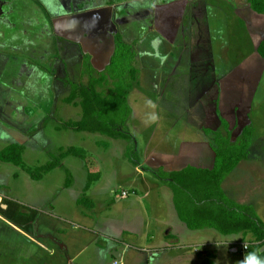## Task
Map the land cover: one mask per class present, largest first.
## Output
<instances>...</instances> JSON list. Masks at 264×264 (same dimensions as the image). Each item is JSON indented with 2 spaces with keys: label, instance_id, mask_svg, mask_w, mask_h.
<instances>
[{
  "label": "rangeland",
  "instance_id": "374dc122",
  "mask_svg": "<svg viewBox=\"0 0 264 264\" xmlns=\"http://www.w3.org/2000/svg\"><path fill=\"white\" fill-rule=\"evenodd\" d=\"M157 1L160 7L169 5L175 29L184 30L186 32L183 43L186 45V43H190L191 40L193 47L189 54H185V59L186 63L193 61L191 64L195 63L196 68H192V70L187 69L186 71L179 69V75H176V73L171 75V68L173 67L172 61L181 57L182 53H178V58L174 57V59L172 55L165 58L163 57L162 61L164 64L161 71L162 77L160 78L162 79L160 83V81L154 79L155 74L153 75V69L155 67H160L161 64H159V62L154 64L156 60H154L152 55L150 56V46L146 53H142L139 58L133 62L134 67L137 68L140 79L139 83L133 86L128 95V102L132 108V113L125 125L120 128L130 135L128 138H109V136L100 133L78 132L73 129L61 130L56 128V126L66 121L79 120L83 115L80 105L74 104L73 102L68 103L65 101V98L70 94L72 84L75 82L78 84L86 83L88 81V76L91 78L90 74L93 75V71L89 69L90 65L88 62H85L86 58H84V61L81 63L75 60L76 53L66 55L70 59L72 70L69 71V73L68 71H61L58 73L57 71L61 77L55 80V84L58 82V84L61 85L62 81H70L72 83L69 85L70 89L67 91L60 88L59 96L61 95V100L59 101V106L56 108V111L49 113V115H46V113L50 102L57 103L58 100H53L52 98L45 100L44 96L40 101L29 100L28 97L33 99L34 94L29 93V86L24 87L22 78H20L19 81H14V83L8 80L9 73L12 74L14 72L16 64H14V62L6 64V73L4 74L3 72L0 76V102L4 96L9 95L8 92L20 94L19 99H17L19 102H16V106L19 109V106H23V101L20 100H23L22 98L25 95L28 99L25 102H29L27 105L33 104L28 110H25L28 112L31 110V112L27 114V117L31 116L28 119L31 121L33 128H35L29 140L25 141L27 144L23 154L24 163L22 165L18 166L11 162L0 160V188L6 195H8L7 192L11 193L8 196L13 199L16 205L30 210V212H38V210L42 209L54 212V216L56 217L54 219L57 221H60L61 218L66 220L69 219L73 222L78 221L84 224L86 229L90 227L88 226L89 218L86 219L83 216V214L86 213L85 210H87V216H97L98 223L102 222L107 214L105 212L108 210L106 203L111 200L109 194H107L109 190L118 188L119 186L129 187L131 182L140 179V175L135 171L136 163L133 162L131 158H140L141 161L143 160L142 153H144L145 150L142 149V146L146 145V139L151 133L155 131L153 135L156 139L164 135L163 132L166 127H171L173 124L172 121H174V118L171 120V116L168 115L177 116L178 120L183 121L179 127L187 122H200L202 125L203 123L200 119L201 115L197 111L201 108L205 109V107L210 105L215 109L217 108L218 112L214 113L217 119L212 115L213 121L211 119H208L209 122L204 120L203 122L205 125L202 126L209 125L215 128L216 124H218L216 129H225L226 124L223 125V122L221 123L223 117L228 123L230 122L229 125H234L233 132H231V141L233 138V143H238L243 135L244 127L247 125L250 126L251 144L248 149V154L250 151V155H247L248 158H245L250 159V170L243 172V167L239 165L245 160L243 159L232 172L236 174L239 183L242 180L240 188L244 189L246 186L250 187V196L260 193L254 199L248 197V200L250 203H254L255 199L261 196L257 199L259 216L257 211L256 214L264 223V58L258 53V45L264 40V13L255 11L248 0H197L189 3L187 6L185 2L175 11L173 10L175 4L172 5L168 3L169 0H167V2H164V0ZM203 1L206 2L207 6L195 14L190 5ZM42 3L44 4L45 2ZM149 5L150 4L144 6L148 8ZM162 16L164 26L170 27V22L168 23L167 20L170 21L171 18L166 19L167 14L164 12ZM14 17L17 19L19 15H15ZM112 17V19L115 20V14H112ZM143 17H145V15H143ZM103 18V16L94 18L96 20L93 24L96 25L94 29L100 28L99 26ZM16 19L9 21H12L13 23L11 22V24L17 27L19 21ZM126 19L127 23L124 24H138L136 21L138 16L136 14L134 20L131 15H128ZM6 20L7 19H5L1 25V33L5 32V34H0L2 37H0V43L19 50L21 48L18 47H22L25 41L15 36L16 32H13L11 28H9L10 23ZM144 22L145 20H143V24ZM7 30L10 31L7 32ZM112 30L114 31L116 29L113 27ZM192 30L195 36L198 35L201 37L199 38L202 47L199 46L197 40L199 38L195 36L190 38V35L193 33ZM70 47L59 50L60 52L68 51ZM71 51H73V49ZM160 52L167 54V49L164 48ZM169 57L172 60H170ZM60 60L65 66L68 64V58L61 57ZM213 68L217 69L216 73L220 78L222 77L223 80L222 84L218 87L217 94L215 91L211 93V95L210 93L207 95L206 92L203 93V89L214 72ZM164 73H168L172 78L171 82L173 80L175 84H172L168 79L169 77ZM96 74L97 73H94V75ZM98 74L101 76H103V74L110 76L108 70ZM184 74L187 77H191L190 74L194 76L197 75L196 78L199 79L201 77L202 81L196 85H190L188 78L184 76ZM41 75H43L41 71L39 74L32 71L31 76L36 78L33 85H36L37 88L46 84ZM65 77L68 79H63ZM152 83H154V85H152ZM62 87H64V85ZM109 87L110 85L104 87V89L108 91ZM193 89L195 90L194 94L201 96L203 93V96L196 100L193 98L190 99V91L193 94ZM55 91L56 94L59 93L58 89ZM18 95L12 96L18 98ZM17 100H13V103ZM49 110L51 111V109ZM170 112L171 114H168ZM16 114L22 115L21 110ZM34 114H36L35 117H33ZM45 115L46 117H44ZM7 122L9 121L0 117V150L8 144L18 140L16 136L17 131L12 129ZM187 125L188 124L185 126ZM185 129L186 133L189 134L187 139L195 142L202 139L200 136L202 135L200 134L202 131L200 129L195 128L193 131L190 128ZM173 134H170L171 139L172 136H174ZM225 135L227 136V132ZM179 140H170L171 142L162 141L166 143L163 148L165 150L171 149L172 153L187 154L189 152L188 145L190 144L191 155L193 150L191 146L194 144L186 141L185 149L178 152L176 144ZM136 142H139L138 146ZM179 147L182 149L183 146L179 145ZM72 149H75V151ZM49 162L55 163V166L49 169ZM46 165L48 169L43 170V167ZM118 169L119 171H126V174L115 172V170ZM67 170H70L73 175V187L77 191H81L80 198L82 200L84 199L86 202L87 199H89V201L92 200L86 198V196L91 197V192L87 194V190L84 189L90 176L93 178L90 187L101 188L99 196L102 201L99 202L98 198L95 200V209H93V213L88 210L90 209L88 206L92 205L91 202L87 205L85 204L84 207L82 204L80 206L71 195L72 192L67 188L68 185L66 184L67 178L70 179ZM31 171L40 173L42 177L39 180L32 178L30 174ZM230 174L231 173H229L225 179ZM106 182H110L112 187L109 189L106 188ZM254 182L261 186L260 188H256V192H253L251 188ZM156 193L158 192L156 191ZM139 195L142 197V193H139ZM153 202L154 203L151 204L150 201H148L145 204L149 206V210L155 216L164 219V211L161 212L164 201L158 198L157 200H153ZM99 203H103V207H101ZM141 203H144L142 199ZM152 205L153 207L151 209ZM52 208L54 211H51ZM82 209H84V211ZM236 237L239 242H245L250 245L247 251L242 250V246L239 242L232 243V241L227 240L228 237L224 235L220 236L219 234L215 237L214 244L197 247L189 245L187 242H182L178 250L182 251V256L183 254L185 255V253L190 255L185 256L186 259H190L185 260L184 264L193 260L195 261V259H197L196 257L204 253L208 256L214 253L216 254L212 259L214 264H243L246 257L253 253L252 236H244L241 233V235H237ZM194 241H198V238L192 235L188 242ZM115 242L116 243L112 244L110 247L111 249L124 247V250L130 249V251H132L125 264H148L145 261H138V259L142 257L145 258L146 254H155L159 250L153 249L156 248V246L151 247L152 251H149L150 248L143 249L144 247H133L131 246L132 244L128 245L122 239H117ZM235 248L237 249L236 251L233 250ZM195 249H198L199 252H194ZM209 250L211 251L209 252ZM66 255L67 254L64 253V260L62 262H57V264H123L122 261H118L110 256L105 260L104 255H102L94 245L84 251L80 257L74 259L72 263L66 260ZM191 255L196 257H191ZM171 264L178 263L176 261Z\"/></svg>",
  "mask_w": 264,
  "mask_h": 264
},
{
  "label": "crops",
  "instance_id": "0c3cea01",
  "mask_svg": "<svg viewBox=\"0 0 264 264\" xmlns=\"http://www.w3.org/2000/svg\"><path fill=\"white\" fill-rule=\"evenodd\" d=\"M27 1L28 0H0V6L11 5L9 7L11 9L10 13L6 18V21L10 23L9 28H11L13 32H16L15 36H17L18 39L20 38V40L22 39L25 41L22 47H18L21 48L19 50L0 43V76L3 72L4 74L6 73V64L14 62L16 68L12 74L9 73L8 80L14 83V81H19L20 78H22L24 87L29 86V93L34 94L33 99L28 97L29 100L40 101L43 96L45 100L49 98L58 100L57 103L50 102L46 115L56 111V108L59 106V101L61 100V95L59 96L60 88L65 91L70 89L69 85L72 83L70 81H62L61 85L58 84V82L55 84V80L61 77L58 73L61 71H68L69 73V71L72 70L70 59L66 55L76 53L75 60L81 63L84 61L85 56H87L90 59V65L93 69L98 73L103 72L111 63V58L115 52V35L117 33H120L126 42L134 46L138 54L137 58H139L142 53H146L150 46V56L152 55L154 60H156L154 64L158 62L161 64L160 67H155L153 69V75L155 74L154 79L160 81V83L162 79L160 78L162 77L161 71L164 64L162 61L163 57L165 58L172 55L174 59V57L178 58V53H182L181 57L172 61L173 67L171 68V75L175 73L179 75V69L186 71L187 69L192 70V68H196L195 63L191 64L193 61L186 63L185 54L191 52L193 44L191 40L190 43H186V45L183 43L186 32L184 30L175 29L169 5L160 7L157 2L151 0L149 2V7L145 8L144 5L148 4L146 0H123L120 3H109L97 8L83 7L70 9L66 4H62L56 8V16H52L53 14L47 16L42 9L43 6L39 3H33L34 7L32 11V4L29 6ZM46 5L49 6L45 4V7H47ZM190 6H192L193 12L196 14L207 5L206 2L203 1L196 2ZM163 12L167 14L166 19L171 18L170 21L167 20L168 23L170 22V27L164 26ZM112 14H115V20L112 19ZM135 14L138 16L136 20L138 22L137 25L124 24L127 23L126 17L128 15L133 16L134 20ZM15 15H19V18L16 19L14 17ZM143 15H145V17H143ZM98 16H103L104 18L99 26L100 28L94 29V27H96V25H93L96 21L94 18ZM12 19L19 21L17 27L11 24L12 21H9ZM3 20L4 18L0 19V34L2 35L5 34V32L1 33ZM143 20H145L144 24ZM113 27L116 30L113 31ZM9 31L10 30H7V32ZM193 36H195L194 31L192 35H190V38ZM195 37L199 38L200 36L197 35ZM200 38L197 40L199 46L202 47ZM65 47H70V49L60 52L59 49ZM164 48L167 49V54L160 52ZM72 49L73 51H71ZM61 57L68 58V64H66V66L60 60ZM169 59L172 60L170 57ZM213 70L214 72L210 80L203 89V93L206 92L207 95L209 93L211 95V93L215 91L217 94L218 87L222 84L223 80L222 77L220 78L216 73L217 69L213 68ZM32 71L36 74H39L41 71L43 73L41 76L44 78L46 84L39 88L33 85L36 78L31 76ZM164 74L169 77L168 79L171 82V76H169L168 73ZM190 75L191 77H187L184 74V76L188 78L190 85H196L202 81L201 77L197 79V75ZM91 76L90 74V77ZM63 79L66 80L68 78L65 77ZM88 82L89 76L88 81L81 84H87ZM138 83L139 80L136 84ZM171 83L175 84L173 80ZM74 84L78 83L75 82ZM63 85L64 87H62ZM152 85H154V83H152ZM56 89H58V94H56ZM194 89L193 94L190 91V99L193 98L196 100L203 96V93L201 96L194 94ZM8 94L9 95L4 96L0 102V117L9 121L7 124L9 123V126L17 131L16 136L18 140L10 144H21L25 148L27 144L25 141L29 140L30 135L35 131V128L31 125V121L28 119L31 116L27 117V114L30 113L31 110L28 112L25 109L28 110L33 104L27 105L29 102H25L28 99L24 95L22 98L23 100H20L23 101V106H19L18 109L16 102H19L17 99H19L20 94L9 92ZM12 95H18V98ZM13 100L17 101L13 103ZM49 109H51V111ZM20 110L22 115L16 114ZM197 112L201 115L200 119L203 123L202 125H205L203 121L209 122L208 119L212 120V115L215 117L214 113L218 111L217 108L215 109L213 106L208 105L205 109L201 108ZM168 114H171V112ZM35 115L36 114H34L33 117H35ZM46 115L44 117H46ZM168 116H171V120L174 118L172 126H167L163 132L164 135L157 139L154 138L153 135L155 131L151 133L146 139V145L142 146V149L145 150L144 153H142L143 160L141 161L140 158H131L133 162H137V164H135V171L140 175V179L138 181L134 180L130 183L129 187L124 186V188L131 189V191L134 190V194L128 197H122L120 194H114V189H118L120 186L110 189L107 194H109L111 200L106 203L108 210L105 212L107 214L102 222L98 223L97 216H87V210H85L86 213H84L83 216L86 219L89 218L88 226L90 228L88 229L84 227V224L78 221L73 222L72 220L63 218L57 221L54 219L56 218L54 212L44 209L38 210V212H30V210L16 205L13 199L8 196L11 193L7 192L8 195H6L0 188V264H57V262H62L64 260V253L67 254L66 260L72 263L74 259L80 257L81 254L92 245L98 248L100 253L104 255L105 260H107L108 256L119 260V258L113 255V251H117L121 254L122 260L120 261L125 264L132 251H130V249L124 250V247L111 249L110 247L112 244L116 243L115 241L117 239H122L128 245L132 244L131 246L133 247H144L143 249L150 248L149 251H152L151 247L155 246L156 248L153 249H159L155 254H146L145 258L139 257L140 259H138V261H145L148 264H156V260L157 264H171L177 261L178 264H184V261L190 258L186 259L185 256L189 254L185 253V255L183 254L182 256V251L178 250L182 242H187L189 245L197 247L208 246L215 243V237L219 234L220 236L224 235L228 237L227 240L232 241V243H238L239 240L236 236L241 235V233L226 235L215 228H190L178 215L174 202V191L168 184V180L170 179L161 177L162 173L179 171L187 166L213 168L216 155L212 145L215 140V135L217 132L223 133L225 130L220 128L216 129L218 124H216L215 128L209 125L202 126L198 120L199 123L187 122L179 127L183 121L178 120L177 116ZM223 119L222 117V120ZM67 122L68 121L56 126V128L61 130H75L72 127L65 126ZM186 124L188 125L185 126ZM185 128H190L192 131L195 130V128L200 129L202 131V133H200L202 134L200 135L202 139L198 142L187 139L189 134L186 133ZM233 128L234 125L230 124V130L232 132ZM170 134L174 135L172 139ZM170 140H179L176 144L178 152L185 149L186 141L194 144L191 146V148H193L191 155L190 144L188 145L189 152L187 154L172 153L171 149L165 150L163 146L166 143L163 142H169ZM136 144L138 146L139 142H136ZM108 145L110 146L109 143ZM179 145L183 146L182 149H180ZM249 155L250 151L248 156ZM239 165L243 167V172L249 171L250 159L243 160ZM115 172L126 174V171H119V169L115 170ZM240 183L236 174L231 172V174L222 181L224 193L229 199L236 203L249 206L251 204V207H255V213L257 211L258 214L259 206L257 205V199L261 196L255 199L254 203H250L248 197L254 199L260 193L250 196V187L246 186L242 189L240 188ZM111 187L112 184L106 182V188L109 189ZM258 187L260 188L261 186L254 182L251 188L253 192H256V188ZM67 188L71 190V195L80 206L82 204L84 207L85 204L87 205L90 202L94 205L88 206L90 208L88 210L91 213H93V209H95V200L98 198L99 202L102 201L99 196V192L101 191L99 187H89L86 189L85 185L84 189L87 190V194L89 192L92 194L91 197L86 196V198L92 199L91 201L87 199V202L84 199L82 201L80 198L81 191H77L73 187V181ZM156 191L158 193H156ZM139 193H142V197ZM158 198L164 201V206L161 210V212L164 211V219L155 216L149 210V206L145 204L148 201L152 204L154 203L153 200H157ZM141 199L144 203H141ZM80 201L82 203H80ZM99 205L103 207V203H99ZM152 207L153 205L151 209ZM82 210L84 211V209ZM51 211H54L53 208ZM192 235L198 238V241L188 242ZM239 243L241 244L243 242ZM210 251L211 250H209V252ZM194 252L198 253L199 251L195 249ZM193 256L194 255H191V257ZM215 256L216 254L214 253L213 257ZM213 257L204 253L196 257L197 259H195V261H190L187 264H202L205 259L209 258L212 260Z\"/></svg>",
  "mask_w": 264,
  "mask_h": 264
},
{
  "label": "trees",
  "instance_id": "16d2710c",
  "mask_svg": "<svg viewBox=\"0 0 264 264\" xmlns=\"http://www.w3.org/2000/svg\"><path fill=\"white\" fill-rule=\"evenodd\" d=\"M248 1L255 11L264 13V0ZM52 11L56 13L55 10ZM115 42V52L106 69L110 76L98 74L90 65L89 57L85 56V62L90 65L89 69L93 71V75L87 84H72L71 92L65 98L68 103L80 105L83 115L80 120L69 121L65 126L72 127L78 132L100 133L111 138L130 137L120 128L125 125L132 113L128 95L139 80L137 68L133 64L138 54L133 45L126 42L120 33L115 35ZM258 53L264 58V40L258 45ZM108 85L110 87L106 91L104 87ZM222 122L223 125L226 124L223 129L225 131L216 133L212 145L216 155L213 168L187 166L179 171L162 173L161 177L170 179L168 184L174 191L178 215L190 228L209 227L226 235L236 233L251 235L252 252L264 261L263 221L256 215L253 207L231 201L222 188L224 178L248 155L251 144L250 126L244 127L240 141L235 144L231 141L232 131L229 123L225 119ZM24 150L21 144H10L0 150V160L20 166L24 163ZM54 166L55 163L49 162V169ZM44 169L47 170L48 166H44ZM67 172L70 179L67 178L66 184L70 185L73 177L70 171ZM30 174L34 179L42 177L36 171H31ZM92 179L90 176L86 189L90 187ZM210 256L213 257V254ZM202 264L214 262L207 258Z\"/></svg>",
  "mask_w": 264,
  "mask_h": 264
},
{
  "label": "flooded vegetation",
  "instance_id": "af4514ba",
  "mask_svg": "<svg viewBox=\"0 0 264 264\" xmlns=\"http://www.w3.org/2000/svg\"><path fill=\"white\" fill-rule=\"evenodd\" d=\"M11 1V0H10ZM123 0H28V4L30 6V4H32V11H33V3H39L41 6H43V10L45 11V13L47 14V16L51 15V13L49 12L48 8L45 7V5L42 4V2H45L46 4L50 5V9L55 10L56 8H58L60 5L62 4H66L67 7H69L70 9H74V8H97L99 6H104L105 4H109V3H120ZM148 4L151 0H147ZM169 0L168 3H171L172 5L175 4L174 6V11L178 10L185 2H186V6L189 5V3L191 2H195L197 0ZM26 2V1H25ZM155 2H158L157 0H155ZM164 2H167V0H164ZM11 5H6V6H0V19L4 20L7 18V15H9L10 13V7ZM185 7V6H184ZM183 7V8H184ZM3 20V21H4Z\"/></svg>",
  "mask_w": 264,
  "mask_h": 264
},
{
  "label": "built area",
  "instance_id": "2783aa9c",
  "mask_svg": "<svg viewBox=\"0 0 264 264\" xmlns=\"http://www.w3.org/2000/svg\"><path fill=\"white\" fill-rule=\"evenodd\" d=\"M114 194H120V196H122V197H128L131 194H134V190L131 191V189L119 187L118 189H114ZM241 246H242L243 251H247L250 247V245L248 243H245V242L241 243Z\"/></svg>",
  "mask_w": 264,
  "mask_h": 264
},
{
  "label": "clouds",
  "instance_id": "9594fccd",
  "mask_svg": "<svg viewBox=\"0 0 264 264\" xmlns=\"http://www.w3.org/2000/svg\"><path fill=\"white\" fill-rule=\"evenodd\" d=\"M243 264H264V261L260 260L255 253H251L246 257Z\"/></svg>",
  "mask_w": 264,
  "mask_h": 264
},
{
  "label": "water",
  "instance_id": "95a60500",
  "mask_svg": "<svg viewBox=\"0 0 264 264\" xmlns=\"http://www.w3.org/2000/svg\"><path fill=\"white\" fill-rule=\"evenodd\" d=\"M46 3H44V5H45ZM47 6V5H46ZM48 7V10H49V12L51 13V14H53L52 16H56V13L54 12V11H52L51 9H50V7L49 6H47ZM234 251H236L237 249L235 248V249H233ZM113 255L114 256H116L117 258H119V260H122L121 259V254L120 253H118L117 251H113Z\"/></svg>",
  "mask_w": 264,
  "mask_h": 264
}]
</instances>
